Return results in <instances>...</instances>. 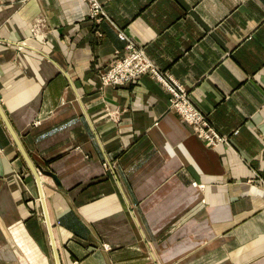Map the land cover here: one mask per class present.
Returning <instances> with one entry per match:
<instances>
[{
	"label": "crops",
	"instance_id": "1",
	"mask_svg": "<svg viewBox=\"0 0 264 264\" xmlns=\"http://www.w3.org/2000/svg\"><path fill=\"white\" fill-rule=\"evenodd\" d=\"M97 1L99 26L85 0H0V104L42 182L0 116V264H264V0ZM118 31L226 143L152 75L102 86Z\"/></svg>",
	"mask_w": 264,
	"mask_h": 264
},
{
	"label": "built area",
	"instance_id": "2",
	"mask_svg": "<svg viewBox=\"0 0 264 264\" xmlns=\"http://www.w3.org/2000/svg\"><path fill=\"white\" fill-rule=\"evenodd\" d=\"M85 1L90 5L92 18L103 14L102 6L97 0ZM120 38L128 42V52L124 58L112 64V68L103 79L105 83L123 85L150 72L166 86L170 96V108L175 110L183 121L192 126L194 133L208 147L212 148L220 143H226V139L217 132L210 119L192 105L189 93L182 84L171 74L160 71L146 56L145 51L137 47L124 33L120 34ZM104 167L109 170L110 166L104 163Z\"/></svg>",
	"mask_w": 264,
	"mask_h": 264
},
{
	"label": "rangeland",
	"instance_id": "3",
	"mask_svg": "<svg viewBox=\"0 0 264 264\" xmlns=\"http://www.w3.org/2000/svg\"><path fill=\"white\" fill-rule=\"evenodd\" d=\"M102 6V5H101ZM102 10H103V14H98V15H96L94 18H92V16H91V9H90V15H89V18L92 20V21H95L96 22V24L99 26L100 24H101V22L103 21V20H105V19H107V16H106V13H105V10H104V8L102 7ZM121 33H124V32H121V31H118V37H119V39L122 41V42H124L125 43V54L124 55H120V53L121 52H119V51H117V52H115V59L110 63V66L106 69V71L101 75V84H102V86L103 87H109V86H114V87H129V86H131L132 84H135V82H137V80L139 79V78H141V77H138L137 79H135V80H133V81H130V82H128V83H125V84H123V85H115V84H110V83H105L104 82V77L106 76V74L108 73V71L112 68V64L115 62V61H117V60H120L121 58H124L125 56H126V53L128 52L127 51V46H128V42L126 41V40H122L121 38H120V34ZM125 34V33H124ZM34 35H36L35 33H34ZM97 35L99 36V37H102V33H101V31L100 30H98L97 31ZM126 35V34H125ZM127 36V35H126ZM133 42V41H132ZM134 43V42H133ZM23 44H25V43H23ZM135 44V43H134ZM136 45V44H135ZM137 46V45H136ZM138 47V46H137ZM139 48H141V47H139ZM146 54V53H145ZM147 56V55H146ZM148 57V56H147ZM162 72H164V71H162ZM164 73H168V72H164ZM146 74H149V75H152L155 79H156V81L168 92V90H167V88H166V86L162 83V82H160L158 79H157V77L155 76V75H153L152 73H150V72H148V73H146ZM169 74V73H168ZM145 75V74H144ZM168 94H169V92H168ZM38 123H39V121H38ZM196 185V184H195Z\"/></svg>",
	"mask_w": 264,
	"mask_h": 264
},
{
	"label": "water",
	"instance_id": "4",
	"mask_svg": "<svg viewBox=\"0 0 264 264\" xmlns=\"http://www.w3.org/2000/svg\"><path fill=\"white\" fill-rule=\"evenodd\" d=\"M0 116H1V118L3 119V121H4L5 125H6V127H7L8 130H9V132L11 133L12 137L14 138L15 142L17 143V145H18V147H19L21 153L23 154V156H24L25 159L27 160L28 164L30 165L31 169L34 171L35 175L37 176V180H38L39 185H40V187H41V177H40V175H38V173L36 172L37 170H36L34 164L31 162L30 158L28 157L27 153L25 152V150H24V148H23V146H22V144H21L20 139H19L18 135L16 134V132L14 131V129H13L11 123L9 122V120H8V118H7V115H6V113L4 112V110H3L2 106H1V104H0ZM38 170H39V172H41V173H43V174H45V175L47 174V175L51 176V177L55 180L56 184H57L58 186H61L59 179H58L57 176H55L53 173L43 172L42 169H41L40 167H38ZM49 226H50V224H49ZM50 229H51V228H50ZM55 254H56L57 263L59 264L58 255H57V253H55Z\"/></svg>",
	"mask_w": 264,
	"mask_h": 264
},
{
	"label": "bare ground",
	"instance_id": "5",
	"mask_svg": "<svg viewBox=\"0 0 264 264\" xmlns=\"http://www.w3.org/2000/svg\"><path fill=\"white\" fill-rule=\"evenodd\" d=\"M190 125V124H189ZM218 132V131H217ZM219 133V132H218ZM221 135V134H220ZM222 136V135H221ZM223 137V136H222ZM223 138H225L226 139V141H227V138L226 137H223ZM201 139V138H200ZM221 144V143H220ZM217 146V145H216ZM215 147V146H214ZM41 186H42V182H41Z\"/></svg>",
	"mask_w": 264,
	"mask_h": 264
}]
</instances>
